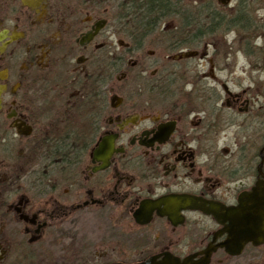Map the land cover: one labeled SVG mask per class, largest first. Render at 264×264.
Returning a JSON list of instances; mask_svg holds the SVG:
<instances>
[{
	"label": "flooded vegetation",
	"instance_id": "flooded-vegetation-1",
	"mask_svg": "<svg viewBox=\"0 0 264 264\" xmlns=\"http://www.w3.org/2000/svg\"><path fill=\"white\" fill-rule=\"evenodd\" d=\"M121 1L0 0V264H264V241H245L262 206L264 105L245 88H264V0H165L194 9L178 20L196 46L221 36L203 56L169 46L167 18L130 41ZM196 85L214 90L173 95ZM70 146L81 159H57Z\"/></svg>",
	"mask_w": 264,
	"mask_h": 264
},
{
	"label": "trees",
	"instance_id": "trees-1",
	"mask_svg": "<svg viewBox=\"0 0 264 264\" xmlns=\"http://www.w3.org/2000/svg\"><path fill=\"white\" fill-rule=\"evenodd\" d=\"M118 9L124 32L129 35V40L132 42H140L141 38L139 36L141 34L159 32L161 20L163 19H180L186 15L188 16L183 8L180 9L174 2L165 0H122ZM190 16L192 15L190 14ZM194 27L193 21H180L176 26L162 32L167 35L165 39L174 50L194 49L198 41ZM69 148L65 152H59L56 155L57 159L80 160L85 153L81 146H70Z\"/></svg>",
	"mask_w": 264,
	"mask_h": 264
},
{
	"label": "rangeland",
	"instance_id": "rangeland-1",
	"mask_svg": "<svg viewBox=\"0 0 264 264\" xmlns=\"http://www.w3.org/2000/svg\"><path fill=\"white\" fill-rule=\"evenodd\" d=\"M183 1H185V0H183ZM186 13L187 14H192L191 17H193L194 9L191 8V7H187ZM179 22H180V20L175 19V18H171L169 21H167L165 24H163V27H166V28L169 29V28H172V27L176 26V24L179 23ZM195 28L196 27H194V30H195ZM154 33H157V32H154ZM152 37H153V35L150 36V39H148L147 45L145 46L146 48L153 49V48L157 47V46L154 45V44H156V42H154L155 40ZM220 37L218 38V36H214V35L211 36V33L209 32V34L206 36V38L203 39L202 44L201 45L200 44L197 45L193 50L198 51L201 56H203L204 54L206 55V52L210 53V46H207V44L216 43L218 40L223 41L222 38H220ZM152 41H153V44H152ZM199 63L201 64V67H202L201 71L204 72V74H208L209 73L208 72L209 66L207 65V62L206 61H199ZM242 63H243V60L240 59L239 64H242ZM261 71H264V69H262ZM262 74L263 75H261L262 78H260V80L264 81V72ZM214 75L217 76L218 80H220V79L222 80V78H223V75H221V74L219 75V74L214 73ZM258 76L259 75H256V74H250L249 71H248L247 73L236 72L235 75H234V78H236L238 81H241L244 85H247L252 80H258V78H257ZM208 84L212 85L211 83H208ZM201 87L202 86L196 85V86H187V87L184 86V87H181V88H175V89H173V93H174L173 95L179 97L180 99H186V98H190L192 100L194 99L193 102H195V98H198V97H202V98L210 97L212 92H213V90H214V88H210V87L201 88ZM245 87H247V86H245ZM249 87L245 88L247 90V93L250 96H252V97L261 96V99H259V102H262V104L264 105V103H263L264 99H262V98H264V88H259L257 84L252 85V87H250V88ZM215 90H216L217 93L220 94V96L225 97L224 96L225 94L223 93L221 88L216 87ZM229 90L235 91V92H240L243 89L242 88H231ZM228 137H230L232 139L231 136L228 135ZM230 138H227L226 140H224L223 143L220 142L219 146L222 147V145H224L225 147L230 148V145L234 143ZM48 153L49 152H46V151H44V152L38 151V154H36L35 157H34L35 164L38 161L41 162V163L50 162L49 161V157L51 158L52 151L50 152V154H48ZM44 166H45V164H42V169H41V167L39 169L38 166L33 168V166L30 165V166H27L25 168V171L28 174L31 171L39 169V171L36 174H39V176H40L41 172L44 171V169L46 168V167L44 168ZM47 169H49V171H50V169H51L50 166H48L46 168V170ZM35 175L33 174L32 176H35ZM78 223L80 224V226L83 224L82 220H79ZM88 225L91 227V229H90L91 232H93L94 231V229H93L94 224H93V222L91 220H89ZM91 238H94V236H91ZM98 262L99 261H96L94 258H91L89 260L88 264H97Z\"/></svg>",
	"mask_w": 264,
	"mask_h": 264
},
{
	"label": "water",
	"instance_id": "water-1",
	"mask_svg": "<svg viewBox=\"0 0 264 264\" xmlns=\"http://www.w3.org/2000/svg\"><path fill=\"white\" fill-rule=\"evenodd\" d=\"M100 152H102V150ZM103 153H105L106 158L110 154L109 151H105ZM262 177H263V180L258 181L256 183L255 187L251 191L252 200H255L256 203L259 201V202H261V205H262V206H260V205L254 206V210H255L254 215L260 221L257 220L255 223L254 222L252 223V221L245 222V225H247L249 227L248 231H246V233H245V235H246L245 241H247V242L250 241L254 245H258L264 241V176L262 175ZM183 202L185 203L186 206L187 205L188 206L193 205L195 203V201H193L191 199H184ZM208 213H210V212H208ZM142 264H153V263H152V261H147V262H144ZM159 264H208V258H204L198 263H190L189 259H186L183 262H180L177 259H173L169 262H162Z\"/></svg>",
	"mask_w": 264,
	"mask_h": 264
}]
</instances>
